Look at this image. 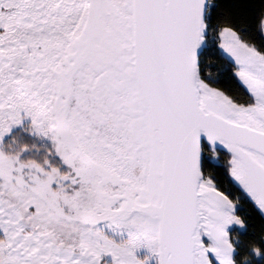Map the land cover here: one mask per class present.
Here are the masks:
<instances>
[{
  "label": "snow or ice",
  "instance_id": "1",
  "mask_svg": "<svg viewBox=\"0 0 264 264\" xmlns=\"http://www.w3.org/2000/svg\"><path fill=\"white\" fill-rule=\"evenodd\" d=\"M0 264H264V0H0Z\"/></svg>",
  "mask_w": 264,
  "mask_h": 264
}]
</instances>
